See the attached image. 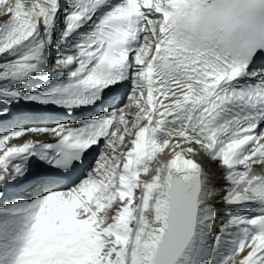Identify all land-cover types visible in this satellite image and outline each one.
<instances>
[{"label": "snow or ice", "instance_id": "6c2138e0", "mask_svg": "<svg viewBox=\"0 0 264 264\" xmlns=\"http://www.w3.org/2000/svg\"><path fill=\"white\" fill-rule=\"evenodd\" d=\"M0 264H264V0H0Z\"/></svg>", "mask_w": 264, "mask_h": 264}, {"label": "bare ground", "instance_id": "6f19581e", "mask_svg": "<svg viewBox=\"0 0 264 264\" xmlns=\"http://www.w3.org/2000/svg\"><path fill=\"white\" fill-rule=\"evenodd\" d=\"M204 163H205V165H207V161L204 162ZM209 163H210V162H209ZM213 167H215V166H213ZM216 183H217V185H218L217 193H218V195H219V194L222 192V188H221L220 186H222L225 182L223 181V179H217Z\"/></svg>", "mask_w": 264, "mask_h": 264}, {"label": "rangeland", "instance_id": "374dc122", "mask_svg": "<svg viewBox=\"0 0 264 264\" xmlns=\"http://www.w3.org/2000/svg\"><path fill=\"white\" fill-rule=\"evenodd\" d=\"M209 164V161H207V165ZM213 166H215V165H213ZM214 168V167H213Z\"/></svg>", "mask_w": 264, "mask_h": 264}]
</instances>
